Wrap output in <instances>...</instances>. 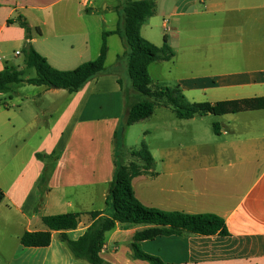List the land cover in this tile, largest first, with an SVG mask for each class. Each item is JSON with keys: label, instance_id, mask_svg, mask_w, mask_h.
<instances>
[{"label": "crops", "instance_id": "obj_1", "mask_svg": "<svg viewBox=\"0 0 264 264\" xmlns=\"http://www.w3.org/2000/svg\"><path fill=\"white\" fill-rule=\"evenodd\" d=\"M94 5V0H0V72L6 67L24 74L30 70L22 51L26 32L15 22L19 16L40 30L32 44L53 68L69 71L96 60L103 33L116 31L118 22L108 27L102 16L93 27L99 35L93 44L90 28L96 18L84 13ZM118 5L106 2L102 9L116 13ZM174 9L180 47L174 63L191 69L204 62L211 73L186 81L184 93H210L216 97L210 103L264 97V0H176ZM248 26L260 38L239 40L245 68L228 71L225 40L235 29L243 35ZM196 33L197 41L213 42L191 45ZM115 38L121 44L115 61L123 55L121 38L110 34L106 73L79 92L22 83L0 93V264H88L73 257L59 232H52L48 247H24L20 239L26 232L48 231L44 217L78 214L77 228L67 232L77 241L93 223L90 213L111 212L107 200L115 135L134 100L132 90V102L128 92L123 95L121 77L111 69ZM199 46L202 54L196 55ZM218 117L210 134L199 126L203 117L181 120L173 111L163 114L157 154L148 146L154 168L132 181L135 196L146 207L215 214L225 221L226 236L186 233L139 242L143 252L167 264H264V110ZM149 228L117 225L107 233L100 257L110 264H149L133 258L131 249L136 233Z\"/></svg>", "mask_w": 264, "mask_h": 264}, {"label": "trees", "instance_id": "obj_2", "mask_svg": "<svg viewBox=\"0 0 264 264\" xmlns=\"http://www.w3.org/2000/svg\"><path fill=\"white\" fill-rule=\"evenodd\" d=\"M116 11L118 15L117 29L113 33H103L98 58L69 71L53 68L32 44L33 35H40V30L32 29L24 17L16 18V24L26 32L22 49L25 66L28 69H34L36 76L24 80L22 70L6 67L0 72V93L22 83L66 90L68 93L79 92L92 80L106 73L107 37L110 34H115L121 38L125 50L123 55L118 57L117 62L126 61L133 97L137 95L140 97L138 101L133 100L128 105L124 124L119 129V133L115 135L117 154L107 200L111 210L110 214L105 216V212L90 213L93 223L77 241L69 239L67 232L77 228L78 214L44 217L43 223L48 231L26 232L20 242L24 247H48L52 242V232L55 231L60 233L59 239L65 243L76 260L85 261L88 264H110L100 257L107 233L114 230L117 225L123 227L147 225L152 228L136 233L134 236V242L131 245L133 258L149 264H167L160 258L143 252L139 247V242L154 240L158 237L182 236L186 233L226 236L228 235L227 227L224 219L215 214L165 212L144 206L135 196L132 181L142 172L153 169L155 160L148 146L143 142L140 149L131 151L133 161L130 164L125 165L121 162L120 142L126 128L151 118L160 102L171 108L177 118L189 120L209 114L223 116L264 110V97L216 103L191 102L179 87L154 90L149 67L157 62H170L175 57V53L168 45L167 38H165L162 47H157L142 36L141 29L155 15L156 4L153 0H125L117 6ZM119 84L123 89L121 79ZM214 130L216 131V125H214ZM37 158L41 159L44 156L37 154ZM41 182L42 184L46 182L44 176ZM3 199L4 194L0 190V202Z\"/></svg>", "mask_w": 264, "mask_h": 264}, {"label": "rangeland", "instance_id": "obj_3", "mask_svg": "<svg viewBox=\"0 0 264 264\" xmlns=\"http://www.w3.org/2000/svg\"><path fill=\"white\" fill-rule=\"evenodd\" d=\"M95 5L91 9L89 8V13L86 12V9H83V13L85 16L88 17H95L96 21L94 20L91 23V39L92 43H96L97 36L95 33V30L93 27L97 26L98 21H100V18L102 16L106 17L107 20V26H112L115 24V22H118V15L117 11L116 13H109L108 11H104L102 9V5L106 2H119L122 3L125 0H94ZM140 1V0H135ZM156 4V12L155 15L147 21V23L142 27L141 33L142 36L154 44L157 47H162L164 45L165 38L169 39L170 44L168 45L172 48L173 52L175 53V50L179 49V45H177V36L175 35V19L173 17V14L175 12L174 9V3L176 0H153ZM97 7V8H96ZM95 15L92 13L97 12ZM72 15H75L76 13L72 12ZM164 22L168 23V27H170V31H166L163 24ZM106 26V25H105ZM215 33H218L219 26H215ZM223 32V30H222ZM188 34V33H187ZM247 35V36H246ZM191 36V34H188V37ZM184 37V36H183ZM198 34L196 33L194 35V38L192 39V43L194 45L201 43V44H209L213 42L212 40H199L197 41ZM253 37L254 40L260 38L258 35V32L254 26H248L246 27L245 33L242 35L239 30L235 29L229 32V39L225 40L229 44V51L230 55L228 56V71H242L245 68V63L243 61V50L242 45L239 44V40H243V42L249 41V38ZM116 42L113 44L112 47V54L110 57V61L115 62V65L111 69H115L121 79H122V85H123V95L125 92L129 93V102H132V95L130 93V90H132L131 81L128 77L127 73V63L126 61L116 62V53L117 51L121 50V44H119L118 38H115ZM184 40V39H183ZM185 43H189V40H184ZM187 43V44H188ZM200 44V45H201ZM205 48H203L204 50ZM196 55H201V48L199 46L198 52H195ZM200 60V59H199ZM198 64H194L191 69H185L181 66L179 63L175 64L174 59L170 62H157L152 64L149 67L150 76L153 81L152 88L154 90H157L158 88H176L179 87L182 90V86L185 84L186 81H190L191 79H200L202 77H205L207 75H210L209 68H206V65L202 63L197 62ZM112 65H109L111 67ZM216 67V65H214ZM36 76V72L34 69L27 70V72L24 74L23 78H34ZM15 89H18L19 87L13 86ZM133 91V90H132ZM183 91V90H182ZM133 93V92H132ZM184 93V92H183ZM207 94V95H206ZM15 95V94H13ZM184 95L187 97V99L191 102H207L208 100H216V97H213L210 95V93H205L201 90H197L196 92L188 91L184 93ZM6 101L12 106L13 102L9 99V95L5 94ZM222 97V96H221ZM218 97V98H221ZM140 97L138 95L134 96V101H138ZM153 100V99H152ZM219 100V99H218ZM13 110H17V107H11ZM165 113H172L171 108L166 107L163 102H160L156 108L154 115L144 121H141L135 125H132L130 127H127L123 138H121L120 142V160L122 163L126 164L127 161L131 160V151L135 149H140L142 143H146L147 146H150L155 154H157L158 145L160 143V132H159V126L162 120V116ZM221 118L212 114L206 115L203 117L202 122H200L199 126L202 128L204 132H207L212 134L214 125L216 122H220ZM207 130V131H206ZM213 136V135H212ZM127 139V140H126Z\"/></svg>", "mask_w": 264, "mask_h": 264}, {"label": "built area", "instance_id": "obj_4", "mask_svg": "<svg viewBox=\"0 0 264 264\" xmlns=\"http://www.w3.org/2000/svg\"><path fill=\"white\" fill-rule=\"evenodd\" d=\"M88 3H90V2H88ZM91 6H92V3H91ZM164 28H165L166 31H170L171 30L170 27H168V23L167 22H164ZM17 54H19V53H17Z\"/></svg>", "mask_w": 264, "mask_h": 264}]
</instances>
